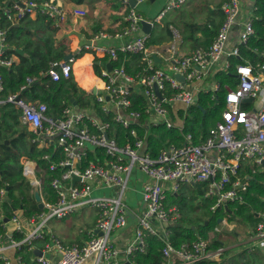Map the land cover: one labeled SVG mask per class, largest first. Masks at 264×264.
<instances>
[{"label":"built area","instance_id":"built-area-1","mask_svg":"<svg viewBox=\"0 0 264 264\" xmlns=\"http://www.w3.org/2000/svg\"><path fill=\"white\" fill-rule=\"evenodd\" d=\"M127 8L128 28L117 34L135 35L118 46H106L92 42L85 49L96 58L108 57L112 69L105 66L101 78L104 84L96 87V101L101 110L112 114L114 122L130 130L133 140L119 145L114 135L112 122L102 120L85 109H77L67 104L58 117L47 115L48 106L44 102H34L22 97L20 92L33 83L41 81L47 74L53 80L62 76L69 77L73 71V58L56 60L50 63L46 72L27 76L19 92L0 98V105L10 102L21 110L20 120L36 133L33 142L39 147L57 144L63 152L58 161L50 162V169H62L60 176L51 180L57 193L56 200L47 199L42 193L43 178L38 175V164L29 157L21 159L23 175L30 181L33 191L39 190L43 207L28 221L34 228L25 233V225L15 214L6 221L0 214V222L6 228L0 233V259L5 264H13L5 254L7 248L19 249L28 246L34 249L33 242L43 237L45 227L53 218H64L77 210L92 208L97 212L93 228L89 229L88 239L82 243H67L61 237L52 235L46 244L42 256L36 255L39 264H85L88 258L97 255L95 264H151L132 261L130 257L146 252L147 237L157 236L163 242L160 264H227L225 247H214L223 232L222 222L208 233L207 237L185 241L180 246L173 244L169 225L179 223L182 212L176 205L167 204L170 190H178L182 183L198 184L209 181L206 196H215L212 210L226 207L228 202L243 201L248 181L239 174L242 161L250 162L255 172L264 168V62L245 61L235 65L236 87L226 86V107L221 119L209 129L204 140L195 143L193 133L188 132L181 142L166 141L157 157L146 151L145 138L139 136L134 124H141L142 112L147 115L149 124H164L168 128L184 127L189 107L197 103L203 90L217 91L219 84L204 88L207 79L212 78L221 65L232 67L231 58L240 55V45L246 44L255 34L252 18L242 25L239 43L232 49L228 42L232 29L238 22L241 12V0H225L220 9L224 18L215 38L208 47H196L187 55H179L178 37L173 36L168 47L170 52V72L158 67L155 56L147 44L148 35L140 34L144 18L137 12L136 6L144 0H120ZM23 2V4L21 3ZM186 0H169L166 9L158 17L172 8L179 7ZM74 15H84L80 9L72 10ZM44 14L57 21H63L69 14L62 0L37 2L30 0H7L1 7L0 22L6 19L11 24L20 22L25 16ZM7 30L0 28V66L11 67L15 57H6L9 47ZM99 37H110L106 33ZM120 53L142 54L143 71L137 76L129 74L124 65L114 67ZM264 55V53H263ZM227 56L226 60L224 57ZM108 61V60H107ZM180 74L184 80L176 77ZM159 88L162 98L156 92ZM3 77L0 73V91L3 90ZM168 90L172 94H168ZM138 93L145 99L142 110L132 109V95ZM259 99L258 104L254 102ZM174 104H182V118L176 120L172 113ZM103 148L108 156L104 163L91 160L86 166L89 152ZM50 154L44 159L50 160ZM138 168L147 177L143 185L144 209L135 212L136 228L124 249H120L112 240L111 234L129 224L130 208L127 203V188L133 171ZM79 178L73 181L74 176ZM110 188L112 194H95L98 189ZM7 189L0 190V203L6 199ZM39 204V203H38ZM264 217V213L262 214ZM10 224H13L10 228ZM8 230L24 233L21 240L7 236ZM250 251L264 250V220L251 228ZM53 251L54 258L46 252ZM124 257V260H121ZM17 264H25L17 256Z\"/></svg>","mask_w":264,"mask_h":264},{"label":"trees","instance_id":"trees-1","mask_svg":"<svg viewBox=\"0 0 264 264\" xmlns=\"http://www.w3.org/2000/svg\"><path fill=\"white\" fill-rule=\"evenodd\" d=\"M7 0H0L1 7ZM45 2L48 0H30ZM74 5L89 3V0H66ZM120 1V0H119ZM121 5L123 4L120 1ZM124 5V4H123ZM121 6V8L123 7ZM125 6V5H124ZM221 6V5H220ZM220 6L216 10H221ZM128 15V8L125 12ZM224 18V15H223ZM223 21V20H222ZM252 22L255 27V34L246 44L240 45V55L231 58L232 67L221 70L216 74V81L219 83L217 91H202L198 95L197 103L189 107L185 118V126L168 128L164 124H149L147 115L142 112L141 124H134L139 136L145 138L146 151L157 157L166 141L181 142L185 133L191 132L194 135L195 143H199L207 136L209 129L221 119L222 111L226 107V86L236 87L235 65L237 63L250 61L264 62V0H257L256 8L253 11ZM129 22L125 23L128 28ZM0 28L7 30L8 49L6 57H15L11 67L0 66V73L3 77V90L0 91V98H7L10 94L17 93L27 76L38 75L46 72L52 61L63 60L67 54L72 52L67 38L60 39V27L56 19L44 14H38L36 18L25 16L20 22L11 24L6 19L0 22ZM204 36L197 38L195 47H208L215 36L209 26L199 27ZM164 31V32H163ZM125 32L123 30L121 33ZM217 34V33H216ZM172 34L165 30L154 29L148 37V46L161 44L165 39L172 38ZM87 50L82 49L75 57H81ZM96 60L106 61L103 58ZM114 67L124 65L126 71L137 76L143 71L145 65L142 54L120 53L119 60L113 63ZM104 65L95 63L94 69L98 76H102ZM21 96L34 102H44L48 106L47 115L58 117L62 114L63 108L70 102L69 95L75 97L78 102L77 109H85L97 115L102 120L112 122L114 135L119 145L128 140H133L130 130L116 123L112 114L104 113L96 95L80 88L73 73L69 77L62 76L59 80H53L49 75L42 76L40 83H33L27 89L20 92ZM171 95L172 91L168 90ZM132 109L142 110L145 107V99L142 95H132ZM184 112V111H183ZM181 111L179 116L182 117ZM21 110L13 103L7 102L0 105V190L7 189L6 199L0 203V214L5 218H12L18 211L30 218L40 212L39 204L36 201L33 186L23 175L21 159L29 157L38 164V175L43 178L42 193L49 200H56L57 193L51 185L54 177L60 176L62 169H50L51 161H58L63 157V152L57 144L39 147L33 142L36 133L23 124L20 120ZM50 154V160L43 158ZM108 156L103 148H96L89 152L86 166L91 160L105 162ZM253 165L248 161H242L239 170L240 176L248 181V188L243 194V201L228 202L226 207H218L212 210L216 203L215 196H206L209 181L198 184L182 183L178 190H170L167 196L169 206L176 205L182 212V217L177 224L168 226L171 240L174 245L180 246L185 241L195 240L198 237H207L208 233L219 223L220 218H239L249 224L251 228L264 220V168L253 171ZM209 220V223L206 222ZM6 228L0 222V233H5ZM24 233L14 232L13 238L21 240ZM50 234L44 233L43 237L33 242L34 249L22 246L16 250V255L21 256L25 264H38L34 258L36 248L43 249L50 241ZM221 245L220 240L214 242V247ZM163 242L157 236L147 237V248L144 253H135L130 259L139 263L160 264L162 260ZM228 250L226 254L228 256ZM0 264H5L0 259ZM227 264H264V250L250 251L244 249L240 252L239 258L227 259Z\"/></svg>","mask_w":264,"mask_h":264},{"label":"crops","instance_id":"crops-1","mask_svg":"<svg viewBox=\"0 0 264 264\" xmlns=\"http://www.w3.org/2000/svg\"><path fill=\"white\" fill-rule=\"evenodd\" d=\"M224 1L225 0H186V2L181 6L169 9L160 20H158V17L166 9L169 0H144L136 6V10L144 19L153 22L152 31L154 29L159 31L166 29L173 36H179L177 40L179 55L183 56L189 54L194 48H196L194 42L197 38L204 36L203 31L199 29V27L209 26L213 35L216 36L223 20V12L216 9ZM241 1L242 6L238 22L232 29L228 42L229 49H232L239 43L242 25L248 18H252L253 11L256 8L257 0ZM62 2L68 8L69 14L63 21L56 20V24L60 27L59 38L68 39L70 49L72 52H75V55L82 49H85V45L91 43L92 39H94V42L97 44L118 46L130 40L132 36H135L122 35L121 37H117V34H120L123 30L127 29L124 28L125 23L128 22L127 14H125L127 7L122 4L123 7L121 8L122 5L119 0H89V3L82 5H74L66 0H62ZM75 8L83 10L86 13L82 16L74 15L72 10ZM32 18H36V16H33ZM103 33H106L107 36L110 37L95 38V36H103ZM147 35L149 36V34ZM172 38L165 39L161 44L150 46L158 67L168 72H170L171 64L168 47ZM75 55L72 62L74 66L72 73L78 86L88 92H92V90L96 87L103 86L104 80L101 76L96 74L94 69V64L97 61L96 56L89 51H86L81 57L76 58ZM226 58L227 56L224 57V60H226ZM103 59H106V61L102 62L100 60V63L105 67L109 63V59L108 57ZM221 70L227 69L224 65H221L215 75L205 81V89L210 88L214 84H219L215 77ZM210 81L212 84L207 86ZM181 111H184V106L182 104L173 105L172 113L176 120L182 118L175 117L179 116ZM29 129L32 130L30 127ZM146 180V175L140 169L136 168L133 171L128 183L129 189L127 193L129 194L127 195V203L130 208V212H132V216H130L129 224L126 227L111 234L113 242L120 249L125 248L126 244L134 234L137 224L134 213L140 212L144 209L142 191ZM112 193L113 190L110 188H103L95 191V194ZM17 215L25 225V233H29L34 228V225L29 223L28 218L24 216L22 211H18ZM96 218L97 212L95 209L81 208L70 216L61 219H51L53 222L50 223L51 220L48 222L45 227V232L51 236H59L67 243H82L88 239L87 232L95 225ZM224 223L222 222L223 228ZM12 225L13 224H10V228ZM220 242L223 244L221 240ZM37 249L41 250L40 248H36V250ZM5 254L9 256L13 264H17L16 249L7 248L5 250ZM46 254L51 258L55 257L53 251H48ZM33 260L37 262L35 258ZM121 260H124V257H121ZM96 261L97 255H93L87 259L85 264H95ZM100 264H104V262H101Z\"/></svg>","mask_w":264,"mask_h":264},{"label":"rangeland","instance_id":"rangeland-1","mask_svg":"<svg viewBox=\"0 0 264 264\" xmlns=\"http://www.w3.org/2000/svg\"><path fill=\"white\" fill-rule=\"evenodd\" d=\"M211 84L212 82L210 81L207 86H210ZM258 102L259 99H257L255 104H258ZM128 189L129 188H127V193ZM52 222L53 220L50 221V223ZM250 232L251 226L241 221L239 218L233 217L231 219H225L224 229L219 235V240L222 241L225 249H229L227 252L229 259L233 258L237 260V258H239L240 252L249 246ZM262 250L263 249H259L258 251Z\"/></svg>","mask_w":264,"mask_h":264},{"label":"water","instance_id":"water-1","mask_svg":"<svg viewBox=\"0 0 264 264\" xmlns=\"http://www.w3.org/2000/svg\"><path fill=\"white\" fill-rule=\"evenodd\" d=\"M21 3L23 4V2H21ZM131 5H132V6H135V5H136V0H131ZM152 26H153V22L144 19V20L142 21V30H141L140 34H150L151 31H152ZM74 55H75V52H70L69 54H67V55L65 56L64 59H65V60L71 59V58L74 57ZM96 63L99 64V63H100V60H97ZM107 67H108L109 69H112V67H113V66H112V63H108V64H107ZM176 77H177L178 79H180V80H184V77L181 76L180 74H177ZM35 83H40V81H37V82H35ZM156 92H157V94H158L161 98L163 97L162 94H161V92H160V90H159V88H158L157 86H156ZM92 93H93V94H96V93H97V89L94 88V89L92 90ZM69 98H70V102H72L74 106H77V105H78V102L75 100V97H73V96L70 94V95H69ZM263 165H264V161H263ZM78 178H79V177L75 175L73 181H75V180L78 179ZM34 194H35L36 201L39 203V208H42V207H43V203L41 202L40 191H39V190H35ZM129 215L132 216V212L129 211ZM6 221H8V218H6ZM222 221H223V218H220V219L218 220V223H221ZM208 223H209V220L206 222V224H208ZM13 235H14V232H13L12 230H8V232H7V236H9V237H13ZM35 254L38 255V256H42V255H43V251L37 249V250H35ZM124 264H131V263H130L129 261H127V262H125Z\"/></svg>","mask_w":264,"mask_h":264}]
</instances>
